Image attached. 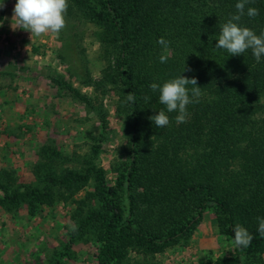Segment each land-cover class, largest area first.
Segmentation results:
<instances>
[{"label": "trees", "instance_id": "obj_1", "mask_svg": "<svg viewBox=\"0 0 264 264\" xmlns=\"http://www.w3.org/2000/svg\"><path fill=\"white\" fill-rule=\"evenodd\" d=\"M68 1L83 19L108 29L111 36V82L122 94L129 164L117 185L110 186L106 171L96 164L98 151L91 157L77 156L80 169H64L71 158L45 145L37 167L42 186L12 190L0 181V208L17 211L27 206L33 213L56 197L74 196L93 180L100 206L80 210L68 250L85 231L97 228L104 264H121L127 247L134 244L161 253L189 239L204 211L215 208L224 235L234 240L233 228L239 224L253 236L247 248L238 247L234 259L217 264H245L243 257L264 253V237L257 231V218L264 217V57L257 63L251 49L231 56L215 48L221 25L237 13L239 0ZM249 7L257 8L259 15L249 17ZM238 23L257 35L264 32V0H250ZM161 37L170 42V55L158 44ZM162 54L168 56L166 63L159 61ZM180 75L195 77L202 95L187 106L186 122L177 124L178 113H168L159 91L150 85ZM57 83L64 89V81ZM65 88L87 100L71 85ZM129 93L134 102L127 100ZM161 110L170 122L157 128L149 117ZM206 127L211 134L207 140L202 139ZM152 139L158 146L155 166L142 174L140 162ZM191 149L198 159L205 157L192 171L183 165V155ZM140 186L153 196L160 193L155 187L167 194L166 225L149 219Z\"/></svg>", "mask_w": 264, "mask_h": 264}, {"label": "rangeland", "instance_id": "obj_2", "mask_svg": "<svg viewBox=\"0 0 264 264\" xmlns=\"http://www.w3.org/2000/svg\"><path fill=\"white\" fill-rule=\"evenodd\" d=\"M15 3L4 0L0 9V181L12 190L42 186L40 151L52 145L71 158L64 169H80L78 157L98 151L96 164L106 171L108 184L116 186L129 164L128 130L122 94L111 82L115 56L108 29L83 19L68 1L66 27L59 34L31 36L12 28ZM57 81H64V89ZM67 84L87 100L72 95ZM210 135L206 127L202 139ZM153 140L140 162L142 174L155 166ZM204 159L191 149L183 155V165L192 171ZM160 189L155 187L160 193L153 196L140 186L149 219L166 225L170 204ZM99 206L92 180L74 196L56 197L33 213L27 206L0 208V264H104L97 228L85 231L67 249L80 210ZM233 241L221 232L215 208H208L189 239L161 253L134 244L121 264H217L236 257ZM243 260L264 264V253Z\"/></svg>", "mask_w": 264, "mask_h": 264}, {"label": "clouds", "instance_id": "obj_3", "mask_svg": "<svg viewBox=\"0 0 264 264\" xmlns=\"http://www.w3.org/2000/svg\"><path fill=\"white\" fill-rule=\"evenodd\" d=\"M250 0H239L235 5L237 13L232 15L226 23L221 25L218 35V43L215 48L226 50L231 56L243 55L251 49L257 63L264 57V32L257 35L248 27L239 25L241 17L245 14V6ZM4 0H0V9L4 7ZM68 0H16L13 8L12 28L22 29L31 34V36H43L48 33L59 34L66 27L65 15L68 9ZM249 17L259 15V10L254 7L247 9ZM2 26V25H0ZM165 50L168 49L170 42L161 37L158 40ZM167 55H160V63H166ZM186 69L184 68V71ZM190 70V69H187ZM191 86V88H189ZM152 91H159V102L166 106L168 113L177 112L176 123L186 122L189 104L199 102L202 95L201 87L195 77L188 78L183 75L170 79L162 85L152 83ZM127 100L135 101L132 93L127 94ZM157 128L166 127L169 124V116L164 110L157 115L149 117ZM258 233L264 237V217H258ZM234 245L241 248H247L253 236L248 230L237 224L233 228Z\"/></svg>", "mask_w": 264, "mask_h": 264}]
</instances>
